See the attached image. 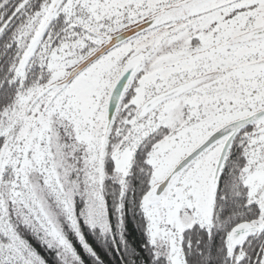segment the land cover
<instances>
[{"label": "snow or ice", "instance_id": "obj_1", "mask_svg": "<svg viewBox=\"0 0 264 264\" xmlns=\"http://www.w3.org/2000/svg\"><path fill=\"white\" fill-rule=\"evenodd\" d=\"M0 264H264V0H0Z\"/></svg>", "mask_w": 264, "mask_h": 264}]
</instances>
